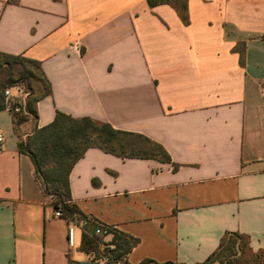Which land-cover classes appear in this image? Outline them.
<instances>
[{
	"label": "crops",
	"instance_id": "0c3cea01",
	"mask_svg": "<svg viewBox=\"0 0 264 264\" xmlns=\"http://www.w3.org/2000/svg\"><path fill=\"white\" fill-rule=\"evenodd\" d=\"M187 1L188 25L147 0H0V53L40 62L52 87L36 121L0 111V264H112L81 252L19 150L57 112L171 159L93 148L70 173L73 204L139 240L129 264L202 263L227 233L264 249V0Z\"/></svg>",
	"mask_w": 264,
	"mask_h": 264
},
{
	"label": "trees",
	"instance_id": "16d2710c",
	"mask_svg": "<svg viewBox=\"0 0 264 264\" xmlns=\"http://www.w3.org/2000/svg\"><path fill=\"white\" fill-rule=\"evenodd\" d=\"M147 4L150 9L168 5L177 12L183 24H189L187 0H147ZM239 49L241 62H244V51ZM13 86H20L28 93L25 113L14 115L18 129L27 121L38 119L37 105L52 94V87L40 62L0 53V111L5 110V90ZM93 148L123 159L171 162L165 149L145 136L116 130L108 123L88 117L74 118L61 112H57L50 125L34 128L32 134L19 143L20 152L31 157L46 196L53 199V210H60L62 219L67 222L75 219L89 221V234H82L81 252L112 264H129L128 256L139 240L87 217L72 202L70 173L85 153ZM98 228H107L113 234L110 242H105L104 236L95 234ZM140 264L177 263L144 260ZM198 264H264V249L254 252L248 236L227 233L216 251L205 262Z\"/></svg>",
	"mask_w": 264,
	"mask_h": 264
},
{
	"label": "built area",
	"instance_id": "2783aa9c",
	"mask_svg": "<svg viewBox=\"0 0 264 264\" xmlns=\"http://www.w3.org/2000/svg\"><path fill=\"white\" fill-rule=\"evenodd\" d=\"M28 98V93L20 86H13L5 90V110L10 112L13 116L21 113H25L26 101ZM263 100H264V91H263ZM4 142V138L0 135V154L2 153L1 145ZM51 203L53 199L50 198ZM55 218L62 219V213L60 210L54 211ZM69 224H77L81 230L82 234H89V221L87 220H72ZM96 235L104 236V238H112L113 234L106 228H98L95 231ZM106 242V241H105ZM95 259V255H92ZM107 261V260H104ZM117 264H122V262H118Z\"/></svg>",
	"mask_w": 264,
	"mask_h": 264
},
{
	"label": "rangeland",
	"instance_id": "374dc122",
	"mask_svg": "<svg viewBox=\"0 0 264 264\" xmlns=\"http://www.w3.org/2000/svg\"><path fill=\"white\" fill-rule=\"evenodd\" d=\"M26 140V139H25Z\"/></svg>",
	"mask_w": 264,
	"mask_h": 264
}]
</instances>
